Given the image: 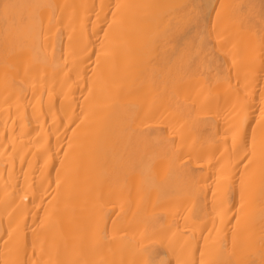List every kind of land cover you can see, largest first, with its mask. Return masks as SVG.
<instances>
[{
  "label": "bare ground",
  "instance_id": "1",
  "mask_svg": "<svg viewBox=\"0 0 264 264\" xmlns=\"http://www.w3.org/2000/svg\"><path fill=\"white\" fill-rule=\"evenodd\" d=\"M264 264V0H0V264Z\"/></svg>",
  "mask_w": 264,
  "mask_h": 264
},
{
  "label": "snow or ice",
  "instance_id": "2",
  "mask_svg": "<svg viewBox=\"0 0 264 264\" xmlns=\"http://www.w3.org/2000/svg\"><path fill=\"white\" fill-rule=\"evenodd\" d=\"M148 264H151V261H149Z\"/></svg>",
  "mask_w": 264,
  "mask_h": 264
}]
</instances>
